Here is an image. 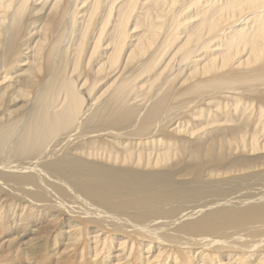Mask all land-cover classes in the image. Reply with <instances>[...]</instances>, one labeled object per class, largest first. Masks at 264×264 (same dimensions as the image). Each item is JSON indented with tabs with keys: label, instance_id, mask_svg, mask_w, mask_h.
Wrapping results in <instances>:
<instances>
[{
	"label": "bare ground",
	"instance_id": "1",
	"mask_svg": "<svg viewBox=\"0 0 264 264\" xmlns=\"http://www.w3.org/2000/svg\"><path fill=\"white\" fill-rule=\"evenodd\" d=\"M260 148L264 0H0V264H264Z\"/></svg>",
	"mask_w": 264,
	"mask_h": 264
},
{
	"label": "rangeland",
	"instance_id": "2",
	"mask_svg": "<svg viewBox=\"0 0 264 264\" xmlns=\"http://www.w3.org/2000/svg\"><path fill=\"white\" fill-rule=\"evenodd\" d=\"M263 149L264 148H260L258 150L253 151L252 153H247L246 152V158H249L248 159L250 161L249 163H255V162L256 163H262V162H264V157H263L264 156V153H263L264 150ZM254 156L256 158L257 157L258 158L255 159ZM253 157H254V159H253ZM249 187H251L252 189L249 188ZM258 187H261V186H260V184L257 181H252V182H250V184H247L248 190L249 189L250 190H253V189L258 188ZM245 188H246V186H245ZM247 188L245 189L246 191H247ZM0 198H4V200L3 199H0L1 200V202H0V224L5 223V224L10 225V226L13 227V226L17 225L18 223H20V219L21 218L27 216L29 218V221L31 222V224H34L36 226L38 225V226H41V227H44V228H54L53 230H56L58 226H59V228L61 226L60 225V223H61L60 218L61 217L59 218V217H57L55 215H52L53 213L47 214V213H43V211H39V210H34V211L30 212V211H28V209H26V208L23 207V204H22V206H18V205L16 206V203H12V204L8 205L7 204L8 201L5 199V196H3V195L1 196L0 195ZM42 213H43V215H42ZM54 219H57V221L54 220ZM61 228L63 229L64 228V225H62ZM52 234H53V236H55L56 235L55 231L52 232ZM5 237H7V235H5ZM45 238L46 237L43 235V239H45ZM68 242H69V240L67 238V234H65V233L58 235L57 242L56 243H55V240L53 241V239L50 240V241H48L47 242V245H46V247H47L46 250L50 254H48L47 257L52 256L51 254H53L55 252L54 248L56 246L62 245V246L59 247V248H61L60 251H62L66 247L63 244H66ZM23 247H24V245H23ZM59 248L57 250H59ZM67 250H69V249H67ZM3 252H6V251L1 246L0 247V259H3V256H2V253ZM21 257H22V259H24V257H26V256L21 255ZM11 259L12 258H9V260H7L5 258L4 260H2L3 261V264L8 263L9 261H11ZM32 261L33 260L29 261L28 259H26L25 262H24V264H34V263H37V262H32Z\"/></svg>",
	"mask_w": 264,
	"mask_h": 264
}]
</instances>
